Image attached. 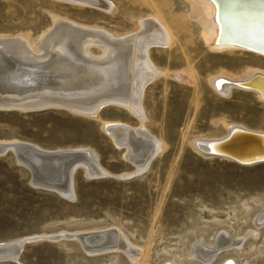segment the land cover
I'll return each instance as SVG.
<instances>
[{"label": "rangeland", "instance_id": "obj_1", "mask_svg": "<svg viewBox=\"0 0 264 264\" xmlns=\"http://www.w3.org/2000/svg\"><path fill=\"white\" fill-rule=\"evenodd\" d=\"M100 3L113 6V11L102 10ZM149 17L163 21L175 42L170 49L151 50V61L170 77L147 86L143 98L146 128L167 145L166 150L144 174L118 179L133 173L135 167L103 130L101 120L58 108L0 109V140L47 151L89 148L111 174L91 179L79 169L74 176L76 199L71 201L32 185L30 172L13 153L0 157V244L121 230L132 247L145 250L148 264H200L193 258L194 245L212 248L219 234H227L231 246L210 264L228 259L233 264H264V230L258 233L253 225L264 212V162L241 165L206 156L194 147L196 140L224 138V122L264 132V104L254 95L235 91L225 97L209 83L223 72L242 78L252 69L264 70V58L242 51L214 53L189 0H0V37L38 42L57 19L125 35L136 29L138 20ZM66 41L59 45L67 48L58 50L59 65L52 69L65 66L59 60L66 58L81 61ZM91 51L97 57L101 54L96 48ZM11 65L16 67L14 62ZM23 73L19 71L18 76ZM99 115L103 121L134 128L141 124L128 110L116 106L103 108ZM61 167L60 175L51 174L43 182L62 187L67 172L65 163ZM0 264L132 262L125 253L91 256L79 242L45 240L27 245L17 262Z\"/></svg>", "mask_w": 264, "mask_h": 264}, {"label": "bare ground", "instance_id": "obj_2", "mask_svg": "<svg viewBox=\"0 0 264 264\" xmlns=\"http://www.w3.org/2000/svg\"><path fill=\"white\" fill-rule=\"evenodd\" d=\"M189 1L202 27L203 38L214 53L242 51L264 58V0ZM99 8L107 12L114 9L107 3H100ZM55 22L54 28L38 42L0 37V109H19L25 112L58 108L78 116L101 120L103 130L119 148L124 149L125 159L135 167L133 173L123 174L122 177L144 174L151 162L167 148L165 143L149 133L145 125L148 119L143 108V98L147 86L161 77H170L169 73L163 72L151 61L150 52L155 47L172 48L175 45L173 34L163 21L160 22L156 17L138 20L136 29L125 35H116L101 28L81 26L59 19ZM66 38V42L71 44L70 46L67 43L68 48L76 57H80L81 61L73 57L66 58L59 60L60 63L65 62V66L52 69L59 65L56 62L60 59L58 50L60 49L61 53V50L67 48L61 49L62 46H59ZM56 42L58 43L55 45ZM94 48L100 50L99 57L91 54ZM12 62L16 63V67L11 65ZM40 67L48 70H41ZM19 71L24 73L18 76ZM256 75L264 76V70L252 69L242 78L223 72L211 78L209 83L214 91L222 96L229 97L233 92L241 91L254 95L264 104V80L253 82L252 88L242 87L243 83ZM219 81L223 82L220 87ZM107 106L125 108L140 121V126L134 128L118 121H103L99 114ZM224 125L227 129L224 138L213 139L215 141L196 140L195 149L206 156L219 157L238 164L241 163L234 158L243 162L264 159V132L251 131L243 126L228 125L225 122ZM224 142L226 143L223 144ZM26 144L41 153L63 152L47 151L19 141L0 140V157H3V151L9 149V146L13 148V153L16 152L19 156L18 145L24 148ZM69 150L81 152L82 155L79 158L60 159V170L61 165L65 163L66 182L60 188L48 187L67 200L74 201L75 185L71 175L78 166H83L82 170H85L89 178L111 174L101 166L95 151L89 148ZM32 182L39 184L34 176ZM253 225L258 233L264 230V212L256 217ZM247 235L249 236L248 233ZM35 238L55 243L76 241L91 256L107 252L125 253L132 264H148L145 250L132 247L128 237L121 230ZM230 240L227 234H219L212 248H208L204 243L194 245V261L210 264L231 246ZM20 250L21 243L0 244V259H12L17 262ZM223 264H233V261L228 259Z\"/></svg>", "mask_w": 264, "mask_h": 264}, {"label": "water", "instance_id": "obj_3", "mask_svg": "<svg viewBox=\"0 0 264 264\" xmlns=\"http://www.w3.org/2000/svg\"><path fill=\"white\" fill-rule=\"evenodd\" d=\"M264 80V76L261 75H256L254 78H252L251 80H249L248 82H245L242 84V87H246V88H252L251 84L257 80ZM223 84L222 81L218 82V86L220 87ZM226 142H224L223 144H225ZM19 146V147H18ZM18 151H19V156L18 154L15 152L13 153V148L11 146H9V149H7L6 151H3L2 155L6 156L10 153H13L17 159V162L21 165L24 166L25 168H27V170L30 172L31 177H35L37 179V182L39 183L38 185H35L34 182L31 181L32 185L38 187V188H42V189H46L52 192H55L57 194L60 195V193H58L56 190L54 189H50L48 187V183L47 182H43V179H47V176H50L51 174H59L60 175V166H59V161L60 159H64L67 157H74V158H79L82 153L78 152V151H70V150H65L63 152H53V153H41L39 152L38 149H35L33 146H29L28 144L24 145V148H22L23 146L18 145ZM21 147V148H20ZM81 159V158H80ZM235 160H237L238 162H240L241 164H250V165H254V164H258L260 162H264V159H260V160H254V161H250V162H243L239 159L234 158ZM47 168H51L52 170H47ZM79 169H83V166H78L73 174L71 175L73 180H74V176L75 173L79 170ZM104 176H100L99 178H102ZM90 178H98L96 176H91ZM120 179H124V177H118ZM129 178V177H126ZM47 181V180H46ZM49 181V180H48ZM70 200V199H69ZM260 221V220H259ZM258 221V222H259ZM45 239L42 238H32V239H26L25 241L21 242V250H20V254L19 256H21V254L23 253L25 247L29 244H34V243H38L41 242ZM0 262H13L12 259L9 260H5V259H0Z\"/></svg>", "mask_w": 264, "mask_h": 264}]
</instances>
